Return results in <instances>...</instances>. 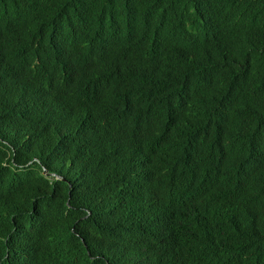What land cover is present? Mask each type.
Segmentation results:
<instances>
[{
    "label": "trees",
    "instance_id": "trees-1",
    "mask_svg": "<svg viewBox=\"0 0 264 264\" xmlns=\"http://www.w3.org/2000/svg\"><path fill=\"white\" fill-rule=\"evenodd\" d=\"M0 264H264V0H0Z\"/></svg>",
    "mask_w": 264,
    "mask_h": 264
},
{
    "label": "clouds",
    "instance_id": "clouds-1",
    "mask_svg": "<svg viewBox=\"0 0 264 264\" xmlns=\"http://www.w3.org/2000/svg\"><path fill=\"white\" fill-rule=\"evenodd\" d=\"M44 172L46 173V170H44ZM57 176H58V174H57ZM58 178H60V176H58Z\"/></svg>",
    "mask_w": 264,
    "mask_h": 264
}]
</instances>
